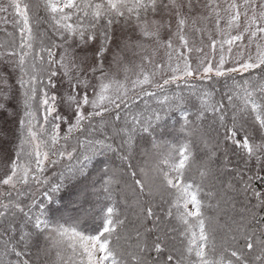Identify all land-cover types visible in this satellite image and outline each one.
I'll return each instance as SVG.
<instances>
[{"label":"snow or ice","instance_id":"6c2138e0","mask_svg":"<svg viewBox=\"0 0 264 264\" xmlns=\"http://www.w3.org/2000/svg\"><path fill=\"white\" fill-rule=\"evenodd\" d=\"M9 16L0 264H264V0H0ZM65 195L95 197L91 231Z\"/></svg>","mask_w":264,"mask_h":264},{"label":"trees","instance_id":"16d2710c","mask_svg":"<svg viewBox=\"0 0 264 264\" xmlns=\"http://www.w3.org/2000/svg\"><path fill=\"white\" fill-rule=\"evenodd\" d=\"M46 27L47 25H43L41 30H43ZM9 33H15V38L18 41L19 34L16 31V29H14L13 25H11L8 28V30H0V43H5L13 39V36H10ZM222 84H223V81H221L220 85H217L218 87H221V90H223ZM175 87H176L175 85L171 86V88L173 89ZM150 103H154V101H150ZM193 151H196V149H193ZM64 163H67V161H64ZM55 170L56 169H50L48 172V175H51V171H55ZM0 191H2V189H0ZM201 198L202 199L205 198L203 197V194H201ZM95 210H96V205H95L94 196H89L87 200H83V199L77 200L75 197L65 195L63 215L65 216H78L79 215L83 217L84 219H87L88 221L87 226L89 228V231H91V228L95 226ZM42 247H43V242H42ZM31 255L34 260L37 258V251L35 248L31 250ZM63 255H64V258L66 259L68 256V253L65 252L63 253ZM39 260H40V264H58L56 250L49 249L47 254L41 252L39 256Z\"/></svg>","mask_w":264,"mask_h":264},{"label":"rangeland","instance_id":"374dc122","mask_svg":"<svg viewBox=\"0 0 264 264\" xmlns=\"http://www.w3.org/2000/svg\"><path fill=\"white\" fill-rule=\"evenodd\" d=\"M6 2V0H5ZM8 21L9 22H5L4 20L0 19V30H8V28L12 25V23L10 22L11 21V16L8 17ZM121 28H122V25H118L116 27V36L117 37H120L121 36ZM75 45H72V48L75 49ZM59 51V50H57ZM163 57V52H161L159 54V56L157 57L158 59ZM58 58V57H57ZM129 59L131 60L132 58L129 57ZM4 68V65L2 63H0V69ZM123 77V74L121 73V78ZM66 87V85H65ZM0 127H6L12 131H14V125L11 123V121H5V118L4 116H0ZM66 128V126H64ZM61 135H63V132L61 133ZM9 148H11V144L8 145ZM3 174V165L0 164V175Z\"/></svg>","mask_w":264,"mask_h":264}]
</instances>
